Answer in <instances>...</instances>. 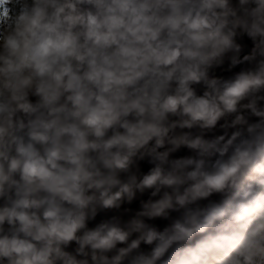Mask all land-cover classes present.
I'll return each mask as SVG.
<instances>
[{
	"label": "clouds",
	"instance_id": "clouds-1",
	"mask_svg": "<svg viewBox=\"0 0 264 264\" xmlns=\"http://www.w3.org/2000/svg\"><path fill=\"white\" fill-rule=\"evenodd\" d=\"M0 264H264V0H0Z\"/></svg>",
	"mask_w": 264,
	"mask_h": 264
}]
</instances>
